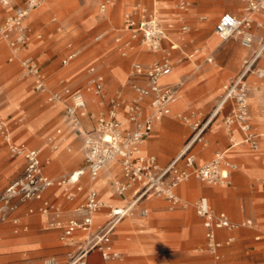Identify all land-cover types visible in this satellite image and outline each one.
Instances as JSON below:
<instances>
[{
  "label": "rangeland",
  "instance_id": "374dc122",
  "mask_svg": "<svg viewBox=\"0 0 264 264\" xmlns=\"http://www.w3.org/2000/svg\"><path fill=\"white\" fill-rule=\"evenodd\" d=\"M103 1L45 0L43 5L32 11L27 20L31 28V41L29 46L23 50V54L33 57L40 64L47 83L53 90L62 91L64 88H70L71 90L82 89L87 92L85 87L91 76L89 68L95 65L104 76L107 98L116 93H122L126 102H129L134 95L131 86L133 63L138 61L147 68L159 60L164 53L160 51V57L145 61L141 58L142 54L153 53L147 52L139 39H136L134 40V49H129L127 54L123 55L120 47H123V43L130 39V31L125 28L124 24L125 13L132 9L135 0H117L105 13L100 11ZM143 1L150 8H153L155 1H159L156 8L161 17L174 16L173 14L163 15L164 12L176 13L180 11L177 4L181 0ZM186 1L190 5L188 13L190 17L187 23L190 25L191 31L189 34H185V38L189 40L190 44L184 51L191 53L200 46L204 52L197 53L191 59L183 58L182 52H175L177 58L171 83L180 85V88L175 102L176 107L169 117L175 121L176 131L180 129L179 125H185L188 129L189 134L185 137L182 148L195 136L194 127L196 124L202 127L209 122L220 103L219 96L222 92V85L234 77L242 67L244 60L254 51H259L264 43V26H259L257 21L251 29L254 35L252 49L242 45L239 35L221 41L214 32L215 24L225 11H230L239 18L247 16L249 11L245 1ZM12 9H9L10 12ZM259 13L264 14V12ZM202 15H206L207 19L201 20ZM204 24L206 25L204 26ZM102 32H106L105 38L99 42L95 41L94 37ZM210 36L217 38L215 48L209 47L206 43V39ZM118 37L121 38L120 42L116 41ZM69 44L80 48L81 53L69 65L63 66L62 59L68 51ZM211 52L214 53V60L208 62L206 57ZM10 54L11 50L7 41L0 35V122L10 125L13 139L16 142H25L30 146L45 148L46 153L53 158L49 167L53 178L59 179L68 176L83 161V139L74 128L69 126L63 114L64 105L49 103L45 95L36 91L32 83L33 78L23 75L20 63L9 60ZM255 67H264V51ZM263 79L264 77H258L256 72L251 74L249 78L250 95L252 81ZM87 96V112L97 114L103 108L108 107V100L103 103L100 97L91 92H87ZM250 101L251 99H249ZM256 101L258 102L257 97ZM250 109L254 117L251 102ZM225 111L223 109L209 123L203 132L208 134L202 141L196 140L193 143L196 145L193 152L196 154L197 160L200 158L202 150L212 149V154L200 162L201 164L210 161L229 143V132L223 121ZM50 114L52 124L48 125L47 117ZM185 116H187V120L184 119ZM84 119L90 121L88 115ZM255 126L256 132L261 135L260 149L253 151L247 144H242L231 150L233 156L228 158L236 162L238 166L231 173L230 184H208L192 176L178 187L181 197L180 208L171 211L168 208V202L153 195L150 196L160 201L159 206H152L148 203L135 205L132 212L116 227L113 238L115 244L123 252V260L113 264H127L134 257L137 260L135 262L139 264L148 263L151 258H162L164 259L163 264H217L213 255L202 250L206 242L204 236L202 239L195 240V243L187 251H185L184 242L180 237L184 226L180 220L186 221V228H192L196 222L202 226V220L197 216L195 209V202L201 196H207V200L209 199L216 210H225L216 206L219 201L217 196L210 192L212 189L221 191L232 202V208L240 213L239 217H233V219L241 221L244 218H253L258 224L257 231L246 227L234 231L221 230L227 233L224 237L230 233L236 237L230 244H226V240L223 241L221 252L224 264H264V173L261 176L257 174L264 172V128L259 127L257 123ZM58 129H61L62 133L58 147L54 149L53 144H49V139ZM202 135L204 136V134ZM64 138H67L65 144H63ZM143 144L146 150L147 143ZM156 155L159 159L158 154ZM23 161L21 157H11L9 147L0 132V191L22 172ZM67 163L74 165L69 170H65L63 167ZM112 165L115 172L120 171L118 165ZM104 171L105 167L101 171L100 179L105 176ZM241 172L255 173L248 178L245 174L240 175ZM192 183H196L198 186L194 187ZM54 190L60 194L62 200L65 199L62 189L55 188ZM109 190L108 184L101 191L102 195H105ZM143 206L149 208L150 215L148 217H143L140 213ZM108 211L109 209L99 215H103L106 219ZM33 218L41 220L40 227L33 224ZM24 220L30 221V228L19 233H15L12 222H0V264H44L46 258L61 253L64 256L57 257V259L64 262L68 258L65 252L69 247L59 239L58 232L47 228L44 216L35 213L25 215ZM135 220L140 221V224H137ZM41 233L48 236L53 233V238L40 242ZM257 235H261L260 239L256 238ZM17 239L24 242L23 251L19 255L13 256L9 254L8 247L13 240ZM129 239H137L141 251L128 249Z\"/></svg>",
  "mask_w": 264,
  "mask_h": 264
},
{
  "label": "built area",
  "instance_id": "2783aa9c",
  "mask_svg": "<svg viewBox=\"0 0 264 264\" xmlns=\"http://www.w3.org/2000/svg\"><path fill=\"white\" fill-rule=\"evenodd\" d=\"M117 0H104L100 11L105 13ZM247 3L249 13L264 12V0H243ZM45 0H0V35L7 41L11 50L10 61H18L25 77L33 78L36 91L46 96L49 103L64 105L66 116L73 128L82 136L84 141V166L68 176L55 179L45 171L50 164V157L44 156L41 148H31L26 144L13 143L8 128L0 122V132L8 143L12 158L21 157L25 161L24 169L19 176L0 191V222L13 220L19 225L20 220L15 216L17 211L31 202H39L37 207H29L28 214L40 213L47 220V227L60 231V240L65 246L73 249L67 253L65 264H88L89 255L93 251L100 253L105 261H115L122 258L112 241V232L116 225L130 214L138 202L149 195L164 197L171 203V208L181 204L177 194L178 186L189 180L192 176L208 184L228 185L231 183V173L237 165L231 162L225 151L216 153L215 157L202 166H196V156L191 152L193 144L188 142L182 152L165 168H160L153 155L142 152L145 139L151 135L154 126L164 117L171 114V105L177 100L180 85H164L162 78L172 73L175 59L173 53L179 50V44L170 40L168 48L164 41L169 39L164 19L159 15L157 1L153 8L148 7L143 0H135L132 9L125 13V28L130 31V39L120 47L123 55L129 49H134V40L139 39L141 45L149 53L164 51V56L145 68L140 62L133 65L132 88L134 95L126 102L120 93L107 98L104 88V76L95 65L90 66V78L86 84V91L101 98L104 103L109 101L108 107L97 114L89 113L93 120V128L88 129L83 124L86 115L87 100L81 89L53 90L49 87L40 64L31 56H24L25 50L31 41V28L27 22L30 14L39 8ZM189 3L181 0L177 7L180 10L181 30L185 33L191 31L190 25L185 21L184 13L189 11ZM13 8V9H12ZM12 9V11L7 10ZM207 16L202 15L201 20ZM256 22L251 16L239 18L232 12H224L215 25V33L226 41L236 35L240 36L241 43L248 49L253 48L254 35L251 32ZM259 26H263L258 23ZM106 36V32L97 34L94 40L99 42ZM41 37V35H39ZM117 42L121 38H116ZM200 50L192 54H184L183 58L191 59ZM264 51H255L246 58L240 73L222 86L221 107L231 103L232 112L225 117V126L229 132L238 127L244 134L241 142L231 138L233 146L240 143L251 146L254 150L260 148L258 135L253 128V115L249 102L248 77L256 72L257 76L264 77V67L256 68L255 64ZM81 53V49L69 44L68 51L62 59L63 66L69 65ZM214 57L210 54L208 62ZM144 80L146 84L138 81ZM150 108L149 112L146 109ZM122 115L125 117L123 118ZM187 120V116L184 117ZM129 124V127L125 125ZM206 125V124H205ZM205 125H195L196 140H201ZM61 129L57 130V137L49 140L54 149L58 147ZM193 137V138H194ZM192 138V139H193ZM180 162L184 165L180 166ZM113 163L119 166L121 177L113 183V189L118 195L134 191L133 203L126 207L106 204L100 193L93 186L90 187L85 201L74 209V216L64 218L62 207L46 196V193L55 187H65L67 197L75 199V194L68 190V186H77L78 191L83 187L79 185L81 176L88 174L93 184L102 169ZM103 207L109 209V221L100 227H95V216ZM195 209L203 220L206 242L202 250L214 256L217 264H224L221 252L222 244L218 239V232L226 229L237 230L241 227L255 228L253 220L234 222L225 212L214 210L207 198H200L195 202ZM143 216L148 215L147 210L142 211ZM82 232L83 239L77 236ZM236 237H228L226 244L234 242ZM44 264H59L56 257L46 258Z\"/></svg>",
  "mask_w": 264,
  "mask_h": 264
},
{
  "label": "crops",
  "instance_id": "0c3cea01",
  "mask_svg": "<svg viewBox=\"0 0 264 264\" xmlns=\"http://www.w3.org/2000/svg\"><path fill=\"white\" fill-rule=\"evenodd\" d=\"M159 2V1H157ZM163 9V8H162ZM10 11V10H7L6 13ZM172 12V11H171ZM225 12H230V11H225ZM189 11L187 13H184V18H185V21L187 22L188 18L190 17V14H188ZM224 13V12H223ZM222 13V14H223ZM166 14H173L174 16L172 17H162L165 21V25L167 27V30H168V37L169 39L165 40L164 41V47L165 48H168L169 47V44H170V40L171 41H174L175 43L179 44V50H176V51H179V52H182L183 54H192L196 49H199L200 51L198 53H202L204 51H202V47H197L193 50V52L191 53H186V51H184V49L188 46V44H190L189 40H186L185 38V34H189L190 32L188 33H185L181 30V21H180V15H182L179 12H176V13H170V12H164L163 15H166ZM221 14V15H222ZM221 17V16H220ZM219 17V18H220ZM253 18L257 21V22H260V23H263L264 24V15L263 16H260V17H256L255 15L253 16ZM216 25V24H215ZM204 27V26H202ZM203 29V28H202ZM214 32H215V27H214ZM223 41V40H221ZM206 43L209 47H213L215 48L217 46V38L215 36H210L206 39ZM262 49V47L260 48V50ZM175 51V52H176ZM173 53V57L174 59L176 60V53ZM255 52V51H254ZM253 52V53H254ZM160 52L158 53H153V54H148V55H151V60L154 59V58H158L160 57L159 54ZM164 53V51H163ZM147 53H144L142 54L141 58L144 57L143 55H145ZM210 54L213 55L214 57V53L211 52ZM209 54V55H210ZM24 56H27L25 54H23ZM197 55V54H196ZM200 55V54H199ZM208 55V56H209ZM164 56V54H163ZM162 56V57H163ZM207 56V57H208ZM161 57V58H162ZM207 57H206V60H207ZM160 58V59H161ZM199 58V57H198ZM143 59V58H142ZM145 61H150V60H145ZM138 61H135L134 63H136ZM133 63V65H134ZM241 71V68L239 70V72L234 76L236 77ZM174 74V70L172 71L171 74H169L168 76L164 77L162 79V83L164 85H174L172 84L171 82V76H173ZM45 75V74H44ZM251 74L249 75L248 77V83H249V78H250ZM46 77V76H45ZM232 77V78H234ZM232 78H230L229 80H231ZM229 80H227L225 83H227ZM139 83L141 84H146V82L144 80H139L138 81ZM33 83V81H32ZM224 83V84H225ZM223 84V85H224ZM222 85V86H223ZM34 86V85H33ZM132 86V84H131ZM82 90V89H81ZM82 92L85 94V97H86V100H87V104H88V96H87V92H84L82 90ZM122 98L124 99V94L120 93ZM222 95H223V92H221L220 96H219V105L217 107V109L215 110V112L213 113L214 114V117L213 119L220 113L222 112L223 109H225V113L223 114V121H224V124H225V117L226 115L230 114L232 112V106H231V103H227L225 104L223 107L220 106L221 104V100H222ZM249 95H250V91H249ZM256 97L258 98V102L256 101ZM249 99H251V103L253 105V111H254V117H253V128H254V131L256 132V123L258 124L259 127L261 128H264V79L263 80H253L252 81V90H251V95L249 97ZM126 101V99H124ZM176 102V101H175ZM175 102L171 105V114H169L168 116L164 117L161 121L157 122L154 126V130L153 132L151 133L150 136H148L144 142L147 143V148L145 150V147H144V144L142 145V152L146 155H153L156 157L157 159V164L160 168H165L167 167L181 152L182 150L185 148L186 144L183 145V148H182V143L185 139V137L189 134L188 133V129L185 125H179L180 126V129L179 131L175 129V124H174V120L172 118H170L169 116L172 115L173 113V109L176 107L175 106ZM150 111V108H147L146 109V112H149ZM63 114L64 116L66 117V120L69 124V126H71L73 128V126L71 125V122L70 120L68 119V117L66 116L65 114V111H64V108H63ZM89 114V112H87V109H86V115L83 117V124L86 128L88 129H91L93 128V120L90 119L89 120H85L84 118ZM89 116V115H88ZM122 117L124 118L125 116L122 115ZM48 119V125L49 124H52V116L51 114L48 115L47 117ZM212 119V120H213ZM6 127L8 128L9 130V133H10V137H11V140L13 143H16V144H26L27 146L31 147V148H41L43 150V153H44V156L46 157H50L51 159V162L50 164H48L46 167H45V171L47 172V174H49L51 176V172L49 171V167L51 166L52 164V161H53V158L50 154L46 153L45 151V148H42V147H38V146H30L28 145L27 143L25 142H16L14 139H13V136H12V133H11V129H10V125L6 122H3ZM211 123V122H210ZM126 127H129L130 125L129 124H126L125 125ZM157 126V127H156ZM156 127V129H155ZM226 127V126H225ZM163 131H162V130ZM206 129V128H205ZM205 131V130H204ZM229 132V131H228ZM204 136L202 135V138L201 140L199 141H202V139L208 134V133H203ZM256 134L258 135V141H259V146H260V137L261 135L258 134L256 132ZM57 137V132L54 133L52 135V137ZM81 136V135H80ZM82 137V136H81ZM150 137V138H149ZM231 138L235 139V141L237 142H241L244 138V134L243 132L238 128V127H234L233 130L231 132H229L228 134V140H229V143L227 144L226 148L223 149V150H220L219 152L221 151H225L226 152V155H227V158L230 157V156H233V153H232V149L233 148H236L240 145H242L243 143H240L236 146H233L232 145V142H231ZM83 139V138H82ZM5 141V140H4ZM65 144L67 142V138H64V141H63ZM5 143L8 145V143L5 141ZM49 144H53V143H49ZM249 146V145H248ZM253 151H258V150H254L251 146H249ZM83 148H84V141H83ZM182 148V149H181ZM196 148V145H192L191 147V152L193 154H195L193 151L194 149ZM158 154L159 156V159L157 157L156 154ZM218 153V152H217ZM212 154V149L211 148H207V149H204L201 151V156L200 158L197 160V157H196V166H202L204 164H201L200 162H203L205 158L209 157L210 155ZM216 155V154H215ZM196 156V154H195ZM213 159V158H212ZM211 159V160H212ZM229 159V158H228ZM231 162L235 163L237 166L238 164L234 161H232V159H229ZM168 162V163H167ZM209 162V161H208ZM74 163V162H73ZM73 163H67V164H64V169L65 170H69L71 168V166H73L74 164ZM183 162H180V166H183L184 163L182 164ZM24 164H25V161H23V169H24ZM113 163H110L108 164L107 166H105V176L102 177L100 179V176L98 177V179L93 183L91 184L90 183V180H89V176L88 174H85L83 176H81L80 178V182H79V185H81L83 187V190L82 191H78L77 189V186H74V185H70L68 186V190H70L73 194H75V199L74 200H70L68 199L67 197V191H66V188L65 187H55V188H59V189H62V192L64 193V197L65 199L62 200L60 198V194H57V192L54 190L55 188H52L51 190H49L47 193H46V196L48 198H50L52 201L56 202L57 204H59L63 211H64V218L65 219H70L74 216V209L82 202L85 201V198H86V195L90 189L91 186H93L95 189H97V191L100 193V196H101V199L103 200L104 203L106 204H113L115 206H119V207H126L128 205H130L133 200H134V191L133 190H130L128 192H126L124 195H118L117 193H115L114 189H113V183L116 179L120 178L121 177V172H115V169L114 167L112 166ZM164 164V165H162ZM84 166V158H83V161L81 164L78 165V168L74 169L72 172L82 168ZM23 171V170H22ZM234 171V170H233ZM71 172V173H72ZM255 172H251V173H244V172H241L240 175H244L247 176L248 178L251 177L252 174H254ZM264 172H258L257 174L258 175H263ZM21 174V173H20ZM19 174V175H20ZM101 174V173H100ZM18 175V176H19ZM237 176V175H236ZM239 176V174H238ZM52 177V176H51ZM109 184V191H107L105 193V195H102L101 191ZM9 185V184H8ZM7 185V186H8ZM6 186V187H7ZM192 186H198L196 185V183H192ZM5 187V188H6ZM179 187V186H178ZM4 188V189H5ZM2 191V190H1ZM177 194L178 196L180 197L179 195V192H178V188H177ZM210 192L214 193L217 198H218V201L219 203H217V207L220 208V209H225V210H216L215 208H213L212 204L210 203L209 199V203L211 205V207L216 210L217 212H225L226 214H228V216L234 221V222H242V221H245V220H253L256 224V227L255 228H251V229H254L257 231L258 229V224L256 223V221L253 219V218H244L243 220L241 221H236L234 218H237L240 216V213L238 211H236L234 208H232V202L227 199L225 197V195L223 193H221V191H219L218 189H212L210 190ZM155 197H159V196H155ZM202 197H206L208 198L207 196H201L200 198ZM159 198H163L166 202H168V208L169 210H176L179 207L176 206L175 208H171V203L169 200H167L166 198L164 197H159ZM181 198V197H180ZM199 198V199H200ZM144 203H148L149 205H152V206H159L160 204V201L157 199V198H152L150 195L145 197L144 199L140 200L138 202V205H142ZM39 205V202H31L27 205H24L22 206L18 211L17 213L15 214L14 217L18 218L20 220V223L19 225L15 224L13 222V220H9V221H6V222H12L13 225H14V231L15 233H19L20 231H27L29 228H30V221H25L24 220V216H28L30 214H28V208L29 207H37ZM135 207V206H134ZM108 208L107 207H103L99 210V212L96 214L95 216V227H100V226H103L105 225L108 221H109V216H108V212L106 213L107 217L106 219H104V216L103 215H99L101 214V212L103 211H106ZM143 210H147L148 211V215L147 216H143V217H148L150 215V211H149V208L147 207H142L141 210H140V213L142 214V211ZM38 213V212H37ZM40 214V213H39ZM104 214V213H103ZM33 215V214H32ZM198 216V214H197ZM199 217V216H198ZM124 219V218H123ZM122 219V220H123ZM183 220V219H182ZM181 221L182 224H184L181 232H180V237L182 238V241L184 242V248H185V251L189 250V248L193 245V243H195V240H198V239H202L203 236L205 237V241H206V236H205V227H204V224H203V220H202V226L199 225L197 222L192 226V228H186V221ZM32 222L35 226H41V220L39 219H32ZM47 222V220H46ZM135 222L137 224H140V221L138 220H135ZM118 225V224H117ZM116 225V227H117ZM116 227L114 229V231L112 232V241H113V244L115 246V248L117 250H119L122 254V258L119 259V260H115V261H105L102 259L101 255L99 252L97 251H93L90 255H89V258H88V264H109V263H114V262H118V261H122L123 260V252L122 250H120L119 246H117L115 244V240L113 238L114 236V233H115V230H116ZM48 228V227H47ZM49 229V228H48ZM52 230H55V229H52ZM56 232H58L59 234V237H60V231L59 230H55ZM55 234V233H54ZM84 234L82 232H78L77 236L80 240L81 237H84L83 236ZM225 235H227V233L225 232H222L221 230L218 232V239L223 242L224 240L227 241L228 237L231 236V235H234L232 233H230L228 236L224 237ZM261 235H257L256 238L257 239H260ZM51 238H53V233L51 234V236L49 235H46L45 233H41V236H40V242H45V241H48L50 240ZM184 238V239H183ZM60 239V238H59ZM24 242H22V240L20 239H17V240H13V242H11L9 244V247H8V250H9V254L10 255H19V253H21L23 251V245ZM127 246L129 247L128 249H130L131 251H141V248H139L138 246V241L137 239L135 240H132V239H129V242L127 244ZM73 248L69 247L67 252H65V254H67L69 251H71ZM61 256H64L61 254H57V255H54L53 257H61ZM132 261H130L129 263L127 264H139L138 262H135L137 261L134 258L131 259ZM63 260H59V264H65L67 259L62 262ZM164 263V259L162 258H151V261L148 262V263H143V264H163Z\"/></svg>",
  "mask_w": 264,
  "mask_h": 264
},
{
  "label": "bare ground",
  "instance_id": "6f19581e",
  "mask_svg": "<svg viewBox=\"0 0 264 264\" xmlns=\"http://www.w3.org/2000/svg\"><path fill=\"white\" fill-rule=\"evenodd\" d=\"M253 14L256 16V17H260V16H263L264 14H262V13H259V12H254V13H248L247 15L248 16H251L252 18H253ZM259 24H261V25H263L264 26V24L263 23H260V22H258ZM206 24H204V26H205ZM219 37V36H218ZM220 38V37H219ZM221 39V38H220ZM222 40V39H221ZM144 57H142L144 60H151V55H148V54H145V55H143ZM166 77V76H165ZM164 78V77H163ZM162 78V79H163ZM162 81V80H161ZM220 106H221V104H220ZM213 117H214V114L212 115V117L210 118V120H209V122L205 125V127H207L208 125H209V123L212 121V119H213ZM195 139H196V137H194L193 139H191V141H190V143L191 144H193L194 142H195ZM113 166V165H112ZM133 203V202H132ZM131 203V204H132ZM135 206V205H134Z\"/></svg>",
  "mask_w": 264,
  "mask_h": 264
}]
</instances>
